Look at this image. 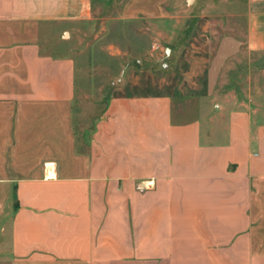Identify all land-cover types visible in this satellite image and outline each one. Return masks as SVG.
<instances>
[{"label":"crops","instance_id":"obj_1","mask_svg":"<svg viewBox=\"0 0 264 264\" xmlns=\"http://www.w3.org/2000/svg\"><path fill=\"white\" fill-rule=\"evenodd\" d=\"M111 1L0 0V264H264V110L251 96L113 94L78 136L86 67L53 48ZM122 1L115 20L159 24L166 41L188 19L189 0ZM192 1L264 56V0Z\"/></svg>","mask_w":264,"mask_h":264},{"label":"rangeland","instance_id":"obj_2","mask_svg":"<svg viewBox=\"0 0 264 264\" xmlns=\"http://www.w3.org/2000/svg\"><path fill=\"white\" fill-rule=\"evenodd\" d=\"M192 2L184 9L188 19L173 41L164 39L159 24L154 29L146 22L115 20L123 1L112 0L110 5L96 6L101 21L85 28L82 38L70 41L66 35L54 45L55 52L69 46L76 49L86 67L76 73L73 125L78 136L92 127L111 95L131 91L161 90L180 96L214 91L228 95L234 90L243 97L251 96L254 109L264 110V56L244 51L242 37L231 36L227 18L217 19L211 6L192 10ZM6 193L9 207L14 186L8 185ZM8 224L7 216L0 215V245L8 239L1 231Z\"/></svg>","mask_w":264,"mask_h":264}]
</instances>
